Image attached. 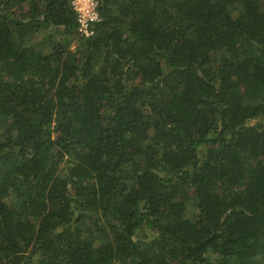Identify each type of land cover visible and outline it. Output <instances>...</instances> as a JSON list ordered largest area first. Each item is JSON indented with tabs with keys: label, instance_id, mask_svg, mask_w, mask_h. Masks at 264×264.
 I'll return each mask as SVG.
<instances>
[{
	"label": "trees",
	"instance_id": "trees-1",
	"mask_svg": "<svg viewBox=\"0 0 264 264\" xmlns=\"http://www.w3.org/2000/svg\"><path fill=\"white\" fill-rule=\"evenodd\" d=\"M99 12L0 0V264H264V0Z\"/></svg>",
	"mask_w": 264,
	"mask_h": 264
},
{
	"label": "built area",
	"instance_id": "built-area-1",
	"mask_svg": "<svg viewBox=\"0 0 264 264\" xmlns=\"http://www.w3.org/2000/svg\"><path fill=\"white\" fill-rule=\"evenodd\" d=\"M71 6L76 14L79 35L92 37L96 32V24L101 20L99 0H71Z\"/></svg>",
	"mask_w": 264,
	"mask_h": 264
},
{
	"label": "rangeland",
	"instance_id": "rangeland-1",
	"mask_svg": "<svg viewBox=\"0 0 264 264\" xmlns=\"http://www.w3.org/2000/svg\"><path fill=\"white\" fill-rule=\"evenodd\" d=\"M47 35V38H46ZM48 32L47 33H41L37 36H35V38L33 40H35V42H42V46L43 48L46 50H50L51 45H50V41L48 40ZM38 45V44H37ZM76 41H74V43L71 45V48L74 49L76 48Z\"/></svg>",
	"mask_w": 264,
	"mask_h": 264
}]
</instances>
